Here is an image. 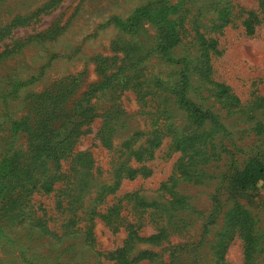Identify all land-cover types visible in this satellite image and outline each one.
<instances>
[{
	"label": "trees",
	"instance_id": "16d2710c",
	"mask_svg": "<svg viewBox=\"0 0 264 264\" xmlns=\"http://www.w3.org/2000/svg\"><path fill=\"white\" fill-rule=\"evenodd\" d=\"M62 1L0 0V59L18 52L22 41L17 34L34 31ZM258 4L264 11V0ZM239 13L246 34L253 35L257 14ZM234 14L233 0H146L127 18L117 19L131 37H148L115 40L112 50L122 54L120 64V57L106 59L109 72L103 69L100 85L86 93L89 100L96 90L110 96L130 91L140 105L135 116L143 129L120 140L126 112L111 104L100 114V143L114 153L109 178L101 179L98 169L93 172L87 154L72 158L71 173L61 170V160L72 155L83 127L96 116L94 106L81 101L67 117L60 115L74 86L45 89L34 96L33 117L0 122V242L19 226L39 242L20 249L23 264H38L43 253H28L44 245L69 256L62 261L54 256L46 264H80L75 257L86 251L95 255V264H102L101 259L114 264H230L226 252L235 239L241 242L243 264H264V203L248 195L264 182V94L242 104L228 85L212 77L217 41L210 34L231 23ZM186 23L189 49L172 59L188 31ZM148 27L152 34L146 33ZM63 30L57 24L24 36H31L27 41L52 40ZM151 59L154 67L173 66L169 78L145 67ZM0 80L17 83L14 75ZM18 135H25V149L13 146ZM165 139L169 154H178L172 174L153 191L134 190L106 205L122 181L150 176L145 163ZM184 185L208 189L205 203L199 204ZM33 194H54L61 218L57 228L48 225L44 214L37 215ZM256 204L263 206L255 212ZM97 218L113 233H125L120 246L107 252L96 248ZM146 225L153 233H144Z\"/></svg>",
	"mask_w": 264,
	"mask_h": 264
},
{
	"label": "rangeland",
	"instance_id": "374dc122",
	"mask_svg": "<svg viewBox=\"0 0 264 264\" xmlns=\"http://www.w3.org/2000/svg\"><path fill=\"white\" fill-rule=\"evenodd\" d=\"M146 0H63L50 15L41 18L34 31L31 29L21 31L17 39L22 42V47L16 53H11L0 59V79L14 75L16 85L0 80V122L20 117H33L36 107L33 106L36 98L45 89L58 88L65 90L74 86L71 94L64 101L62 117L68 114L81 101L94 106L96 116L83 127L84 133L77 139L70 157L61 160V170L71 173L72 158L78 154L89 155L93 162V172L98 169L101 179L109 178L111 163L114 161L112 150L104 148L98 137V130L101 126L102 114L111 104L120 106L127 115L126 127L119 131V140L135 130L143 129V123L135 114L140 107L134 94L124 91L121 94H104L96 90V94L86 99V93L93 90V86H99L104 75L109 71L106 69V59L119 58L120 64L122 54L112 50L115 40L131 39L137 42L138 39L147 38L133 36L126 30L121 31V25L117 19L127 18L132 11L145 3ZM175 2V0H171ZM234 18L233 21L221 30L211 33L210 36L217 41V53L211 57L212 77L218 82L229 86L232 93L240 99L242 104L252 101L255 95L264 94V11L259 7L258 0H233ZM240 10L255 12L259 23L255 27L253 35H247L242 25L243 16ZM64 25L63 32L52 40L33 41L26 38L24 33L32 34L37 31H45L55 25ZM146 33L152 34L153 29L148 27ZM188 31L183 35L180 44L173 49L170 58L177 59L189 49L188 41L191 38L190 26L184 25ZM14 40L16 37L9 35ZM5 41V40H4ZM3 41V42H4ZM108 62V61H107ZM154 60H148L145 67H154ZM102 66V67H101ZM173 66L158 65L154 72H162V75L169 78ZM103 74V75H102ZM110 74V73H109ZM174 77L173 75H171ZM63 82L62 84H59ZM8 92L9 94H7ZM4 96H9L5 98ZM84 99L85 101H82ZM88 100V102H86ZM33 122V121H31ZM5 134V133H4ZM18 142L14 143L15 148L25 149V135L17 136ZM118 141V140H116ZM168 140L162 141L155 150L152 160L145 165L151 171L147 178L137 176L134 180H124L114 196H109L106 205L114 201V197L121 196L134 190H155L158 185L167 179L172 172L178 154H169ZM97 171V170H96ZM185 192L197 197L199 204L205 203L208 189L196 186L184 185ZM254 200L264 203V182L259 183L256 190L249 192ZM113 199V200H112ZM31 203L37 211V215L44 214L48 219V225L55 229L58 227L61 218L55 210L54 194H33ZM102 206L103 211L105 206ZM253 210L258 211L263 204ZM96 248L101 252H107L120 246L125 233L120 230L113 233L100 219L95 220L93 228ZM145 234L153 233V228L146 225L143 228ZM37 236L28 235L24 226L13 227L6 237L0 242V264H23L21 259V248L34 246L39 243L35 240ZM172 241H178L172 238ZM55 247L58 243H54ZM63 245V244H61ZM48 245L29 251L32 256L36 251L43 253L38 264H46L54 256H59L62 261L69 256L58 255L49 249ZM81 251V245L77 246V252ZM71 254V253H70ZM78 255V254H77ZM80 264H95V255L86 251L83 256L78 257ZM226 259L230 264H243L241 242L235 239L230 243ZM102 264H114L113 262L101 259Z\"/></svg>",
	"mask_w": 264,
	"mask_h": 264
}]
</instances>
